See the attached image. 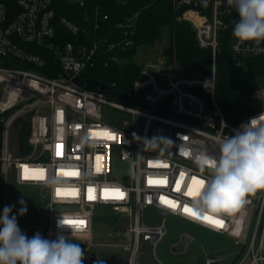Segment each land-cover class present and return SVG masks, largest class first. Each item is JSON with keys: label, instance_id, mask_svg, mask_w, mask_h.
<instances>
[{"label": "built area", "instance_id": "1", "mask_svg": "<svg viewBox=\"0 0 264 264\" xmlns=\"http://www.w3.org/2000/svg\"><path fill=\"white\" fill-rule=\"evenodd\" d=\"M65 1L85 8L82 25L67 16L58 18L60 0H0V172L16 185L33 187L48 239L70 236L83 240L80 247L87 250L103 244L94 241L96 211L109 206L120 226L115 231L126 239L121 245L129 253L127 264H137V260L141 264L145 242L153 246L161 263L156 247L169 233L168 216L229 237L233 243L230 248L243 241L246 233L243 251L232 264H264V190L248 196L249 202L232 216H210L223 220V228L183 211L185 205L191 208L192 198L186 192L193 187L192 177L203 181L211 177L208 169H199L196 155L204 150L218 158L219 141L264 112V86H259L254 93L259 108L237 122L227 119L216 66L222 40L229 42L237 65L246 58L264 56V41L256 45L233 37L238 15L227 0H173L180 18L194 29L197 45L211 50L212 70L208 74L175 75L143 67L127 88V94L137 95L142 105H126L100 87H88L83 78L98 54L125 50L133 39H111L104 33L110 16L96 0ZM135 17L117 23V27L130 34ZM59 24L74 33H86L88 39L60 41ZM111 58L118 59L116 55ZM104 105L142 117L143 127L136 131L129 120L105 121ZM18 118L22 120L13 150L8 134ZM154 138H167L172 144L148 145ZM182 145L192 148L191 158L180 155ZM117 161L128 170L117 173ZM41 169L43 180L31 178L38 174L34 170ZM62 170L79 174L66 176ZM106 188L120 189L124 198H105ZM161 197L178 207L163 203ZM55 205L75 208L55 211ZM150 206L160 214L165 212L160 221H145L144 210ZM62 218L64 223H84L58 226Z\"/></svg>", "mask_w": 264, "mask_h": 264}, {"label": "trees", "instance_id": "2", "mask_svg": "<svg viewBox=\"0 0 264 264\" xmlns=\"http://www.w3.org/2000/svg\"><path fill=\"white\" fill-rule=\"evenodd\" d=\"M110 19L105 25V34L111 39L132 38L133 44L127 49H116L108 54H98L94 66L84 74L83 81L88 87L101 88L112 98L119 101L142 105L137 95L127 94L128 86L143 68L134 57L141 45H153L160 40L166 31L170 33L169 45L165 54L171 63H177L186 74H208L212 70L213 57L209 49L200 48L196 42L195 31L176 10L173 0H96ZM85 8L60 0L58 18L67 16L78 24H83ZM136 15L130 34L117 27L128 17ZM60 41L79 42L88 39L86 33H74L68 27L58 25ZM117 56V60L112 56ZM219 79L221 105L227 119L237 122L252 113L260 106L254 93L259 88V79L264 77V56L244 59L237 65L231 55L229 42L222 40L221 52L216 59ZM2 125L0 124V146ZM3 176L0 172V182Z\"/></svg>", "mask_w": 264, "mask_h": 264}, {"label": "clouds", "instance_id": "3", "mask_svg": "<svg viewBox=\"0 0 264 264\" xmlns=\"http://www.w3.org/2000/svg\"><path fill=\"white\" fill-rule=\"evenodd\" d=\"M227 5L238 15L232 32L238 42L259 45L264 41V0H227ZM162 142L172 144L167 138H154L148 145L159 147ZM179 151L184 157L193 155L187 145ZM195 163L201 171L208 169L211 177L203 183L192 182L191 209L200 216L234 215L249 202L248 196L264 190V112L243 124L234 135L221 139L218 158L202 150ZM19 203L18 214L23 216L27 206L23 200ZM58 226H66L63 218ZM69 237L61 234L48 240L36 233L29 239L19 229L12 207L5 206L0 213V264H83L80 244Z\"/></svg>", "mask_w": 264, "mask_h": 264}, {"label": "rangeland", "instance_id": "4", "mask_svg": "<svg viewBox=\"0 0 264 264\" xmlns=\"http://www.w3.org/2000/svg\"><path fill=\"white\" fill-rule=\"evenodd\" d=\"M169 41L170 33L166 31L164 36L155 44L139 46L134 57L135 61L143 67H152L157 71L187 75L179 64L169 62L168 56L165 54ZM259 85L264 86V77L259 79ZM219 97L221 99L220 95ZM119 102L126 105H136L131 102ZM102 114L103 119L107 122L120 123L123 120H129L136 131L140 130L144 124L142 117L133 116L108 105L103 106ZM21 120L22 118L15 120L9 129L8 144L13 150L16 148L17 130ZM116 167V172L119 174L128 170L119 161H117ZM34 196L36 197L33 187L19 186L14 183L11 177L7 179L3 177L2 182H0V213L5 206H11L12 214L16 215L19 229L23 234L30 239L39 233L43 238L48 239L46 221L37 213V201ZM21 200L27 206V212L23 216L18 214L21 207L19 201ZM114 216L115 214L109 206H102L96 211L94 241L103 244L94 246L89 251L84 250L83 264H95L97 260H102L103 264H127L129 253L121 245L126 239L117 234L118 230L115 231L116 227L120 228V226L116 225ZM161 217L159 210L153 206L144 210V219L147 223L158 222ZM124 223L128 225L129 221ZM168 227L169 233L156 247V255L161 263L155 257L153 246L145 242L140 254L141 264H206L208 255L218 253L233 245L232 240L227 236L214 233L174 216H168ZM183 233L192 235L193 241L184 253L172 252L171 246L180 240ZM74 241L78 243V240Z\"/></svg>", "mask_w": 264, "mask_h": 264}, {"label": "water", "instance_id": "5", "mask_svg": "<svg viewBox=\"0 0 264 264\" xmlns=\"http://www.w3.org/2000/svg\"><path fill=\"white\" fill-rule=\"evenodd\" d=\"M121 2H127L128 0H120ZM75 207L72 206H64V205H55V211H61L65 209H73ZM143 212V209H142ZM161 214H165V212H161ZM246 237V233L244 235L243 241H241L237 246L222 250L215 254H210L206 257V264H232L236 261V259L240 256L244 248V239ZM193 236L188 233H183L178 242L174 243L171 246V250L174 253H184L189 244L193 241ZM137 264L139 260H137Z\"/></svg>", "mask_w": 264, "mask_h": 264}, {"label": "snow or ice", "instance_id": "6", "mask_svg": "<svg viewBox=\"0 0 264 264\" xmlns=\"http://www.w3.org/2000/svg\"><path fill=\"white\" fill-rule=\"evenodd\" d=\"M108 138L112 139V137L110 135L108 136ZM59 154L60 153H58V155ZM27 171H28V169H27V167H25V172H27ZM34 171L38 172V174L33 176V177H31V178L38 179V180H43L45 178L44 177V171L42 169L41 170H34ZM62 174L66 175V176H76L79 173L75 172V171H63L62 170ZM28 178H29L28 176H25V179H28ZM181 179H183V173H181ZM196 180H198V179H196L195 177H192V182L196 181ZM153 182H155V181H151L150 180V183H153ZM165 182L166 181H159V183H165ZM200 182L203 183V180H200ZM191 188L192 187L189 186L188 187V191L186 192V195H188L189 197H190V191L189 190ZM73 191H75V190H73ZM91 191H92V189L90 188L89 192H91ZM103 193H104L105 198H108L109 196H114L115 198H118V199H123L124 198V193L118 188L117 189H107L106 188V189H103ZM161 200H162L163 203L169 205L172 208L178 207V204L176 202H174V201H170V200H168V199H166L164 197H161ZM183 211L185 213H188L189 215H191L193 217H196L198 219H201V220L207 221L209 223H212L218 228H223L224 227V221L223 220H221V219L213 220L210 216H200L197 213H195L191 208H189L187 205L184 206ZM65 223H68V224H83L84 221H67Z\"/></svg>", "mask_w": 264, "mask_h": 264}, {"label": "crops", "instance_id": "7", "mask_svg": "<svg viewBox=\"0 0 264 264\" xmlns=\"http://www.w3.org/2000/svg\"><path fill=\"white\" fill-rule=\"evenodd\" d=\"M47 236H48V235H47ZM70 239H74V240H76V241L78 240L77 242L80 244V246H82V245L84 244L83 242H81L80 239H76V238H70ZM82 241H83V240H82ZM81 249H82L83 251H84V250H85V251L87 250V249H84V248H82V247H81ZM87 251H89V250H87Z\"/></svg>", "mask_w": 264, "mask_h": 264}]
</instances>
